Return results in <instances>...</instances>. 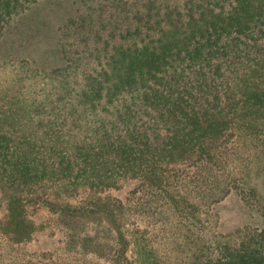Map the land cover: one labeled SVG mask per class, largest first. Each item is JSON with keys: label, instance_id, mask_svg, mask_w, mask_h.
<instances>
[{"label": "trees", "instance_id": "16d2710c", "mask_svg": "<svg viewBox=\"0 0 264 264\" xmlns=\"http://www.w3.org/2000/svg\"><path fill=\"white\" fill-rule=\"evenodd\" d=\"M43 1L0 0V39ZM57 32L60 66L0 62V232L29 241L26 207L43 204L101 215L122 264H171L125 223L126 203L100 196L134 180L143 214L158 203L178 230L173 264H264V228L206 233L229 194L264 215L252 177L230 166L239 145L264 152V0H76ZM82 191L84 208L58 202Z\"/></svg>", "mask_w": 264, "mask_h": 264}, {"label": "rangeland", "instance_id": "374dc122", "mask_svg": "<svg viewBox=\"0 0 264 264\" xmlns=\"http://www.w3.org/2000/svg\"><path fill=\"white\" fill-rule=\"evenodd\" d=\"M75 1L44 0L38 9L24 11L20 15L24 16L20 22L16 26H8L0 39V62L26 60L47 71L60 66L57 30ZM238 149L237 154L232 156L231 168L237 172H247L254 181V187L264 195V152L240 145ZM140 188L137 181H127L118 189L101 193L100 196L126 203V209L132 212L129 213L130 217L125 216V223L139 229L147 227L149 234L156 237L154 243L159 239L155 244L156 250L173 264L177 256L178 230L173 232L170 220L164 222L160 218L158 203L155 211L151 209L155 215L143 214L146 209L140 203L145 195ZM88 194L82 191L68 197L61 195L58 202H64L71 208H84L89 202ZM26 210L35 227L33 236L27 242L16 244L0 232V264H122L112 256V244L108 242L112 243L113 235L101 215L68 217L70 213H67L68 216L60 215L59 210L52 211L43 204H28ZM210 213L206 233L212 240L218 237L233 241L248 229L264 228V215L250 213L234 194L211 205ZM3 220L4 213L0 208V225ZM166 235L169 237L165 239ZM82 237L92 239V247L88 250L83 249L77 241ZM188 237L192 238V234L189 233ZM190 241L188 239V244Z\"/></svg>", "mask_w": 264, "mask_h": 264}]
</instances>
